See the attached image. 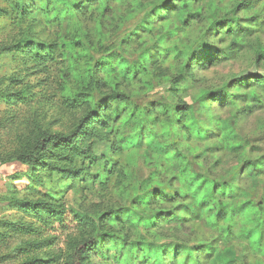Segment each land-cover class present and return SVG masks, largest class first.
Returning <instances> with one entry per match:
<instances>
[{"label":"rangeland","instance_id":"rangeland-1","mask_svg":"<svg viewBox=\"0 0 264 264\" xmlns=\"http://www.w3.org/2000/svg\"><path fill=\"white\" fill-rule=\"evenodd\" d=\"M134 1L149 10L161 0ZM119 4L118 1L112 3V9L100 19L101 35L97 34L98 24L88 19H77L76 25L72 21L65 22L60 28L51 26L50 35L65 37L75 33L84 40L83 43L94 58H98L143 23L146 11L131 15L127 7ZM6 7L5 0H0V9ZM187 12L189 15L184 27L177 20V11L172 12L171 9L166 17L160 14L155 16L148 34L137 31V35L131 36L127 44H122L121 54L124 55L127 68L122 64L120 68L115 66L113 74L101 73L105 81L103 87L89 93L93 103L84 105L77 112L66 109L59 99L62 86L75 92L77 85L72 81L73 74L67 62L58 61L37 70L21 53L15 56L0 55V90L15 95L21 91L22 94L27 92L23 101L17 98L12 105L0 100L1 159L17 156L23 149L32 147L30 121L35 109L38 110L39 122L44 131L66 135L80 119L88 116L94 104L102 103L103 106L108 103L110 109H114L113 102H108L114 85H118L117 91L126 98L117 105L121 117L129 108L146 107L153 119L159 117L153 120L155 125L152 130H148V127L140 130L138 127L137 143L139 138L143 139L135 145L130 141L133 146H127L129 149L123 151L121 156L114 154L112 145H128L126 143H129L133 132L123 123L113 122L112 133L106 141L89 144L90 153L85 154L87 159L83 161L85 174L76 177L75 181L65 178L57 169L24 168L15 162L0 165V220L40 226L23 207L51 198L60 201L69 216L70 212L98 216L108 211H126L135 192L144 190L141 188L154 172V167L147 163L148 158H170L172 169L178 167L173 159L174 148L177 142L186 146L187 142L182 141L187 139L177 137L179 141L174 142V138L178 131L186 130L190 122L209 128L206 129L208 133L205 139L197 141L195 155L188 157V160L195 158L189 163L190 169L197 174L215 175L217 180L231 181L241 193H247L250 200L264 207V90L253 84H242L244 81L238 82L239 78L255 75L264 80V59L256 61L264 50V0H192ZM14 32L9 20L0 19V48L6 45ZM141 51L145 55L158 57L156 68L159 70L147 64L142 72H134L129 63L133 60L136 62ZM84 70L85 66L80 64L78 72L83 75ZM159 71L162 76H159ZM252 93L258 100L250 99ZM237 94H241V97H237ZM230 96H235L236 101ZM45 99L48 101L43 103ZM182 106L188 108L184 120L179 119L173 111ZM156 110L161 111V115H157ZM214 120L227 126L223 136L227 144L245 145V149L220 157L216 152L219 145L216 139L221 133L213 126ZM153 134L156 138L150 141ZM246 160L261 166L259 176L248 175L243 165ZM117 161L127 173V179L120 186L115 185V179L102 177L101 173L105 163ZM80 164L81 161L78 166ZM163 177L165 181L170 180L166 175ZM106 182L107 189L101 188L100 184ZM167 208L171 210L169 205L163 207L164 210ZM262 218L264 220V211ZM189 224H183L176 233L177 238L208 243L215 236V243H222L218 239V232L206 227L203 219L192 226L193 230L188 228ZM238 227L235 226L231 231L234 237L227 242L233 244L234 261L231 264H264L263 260L248 251L252 243L243 237ZM3 233L6 235L1 238L2 243L8 245L1 248L0 253L7 254L10 251L14 258L6 264L24 262L26 255L18 254L21 244L29 238L0 229V234ZM162 235L167 238L169 233L162 231ZM57 237L58 244L53 250L65 254L68 247L64 235L60 232ZM261 242L264 244V228L261 230ZM41 254L29 253L27 256L39 257ZM111 254L113 256V252ZM91 256L95 264V253H91Z\"/></svg>","mask_w":264,"mask_h":264},{"label":"trees","instance_id":"trees-1","mask_svg":"<svg viewBox=\"0 0 264 264\" xmlns=\"http://www.w3.org/2000/svg\"><path fill=\"white\" fill-rule=\"evenodd\" d=\"M117 1L120 2L119 5L127 7L131 15L143 14L146 11L143 23L132 29L120 42L115 43L112 50L102 53L98 58H94L88 46L83 43L84 40L75 33L65 37L50 35L49 27L55 25L60 28L65 22L72 21L76 25L77 19L95 22L99 26L97 34L101 35L100 19H103L105 12L112 9L111 4ZM191 1L161 0L148 10L134 0H5L7 7L0 9V19L9 20L15 34L9 36L6 45L0 48V55L15 56L21 53L37 70L47 68L46 66L58 61L67 62L73 74L72 81L77 85L75 92L68 91L66 86H62L59 99L66 109L77 112L84 105L89 106L93 103L89 93L103 87L105 81L101 73L113 74L115 66L120 68L122 64L127 68L124 55L121 54L122 44H127L131 36L137 35V31L148 34L155 16L160 14L166 17L171 9L172 12L177 11V20L184 27ZM262 59L264 50L256 61L260 62ZM157 61L158 57L145 55L141 51L136 62L133 60L131 64L128 63L132 65L134 72H142L147 64L154 70H159L156 68ZM80 64L85 66L83 75L78 72ZM159 76H162L161 71ZM238 82L245 85L253 84L264 90V80L259 75L239 78ZM113 88L108 102H113L114 109H110L108 103H104L103 106L102 103L94 104L88 116L80 119L66 135L44 131L39 122L38 110L35 109L31 113L30 121L32 147L28 150L23 149L17 156L0 158V165L15 162L24 168L57 169L65 178L75 181L76 177L85 174L86 166L83 161L87 159L85 154L90 153L89 144L106 141L112 133L113 122L123 123L133 132L129 143H126L128 145L119 146L117 143L112 145L115 155L121 156L123 151L129 149L127 146L139 144L143 138H139L137 143L138 127L140 130L145 127L152 130L155 125L153 120H158L159 117L153 119L148 107L129 108L121 117L117 105L122 104L126 98L117 91L118 85H114ZM21 92L15 95L0 90V100L7 101L8 105H12L17 98L23 101L27 92L24 94ZM244 96L245 94L242 97ZM237 97H241V94H237ZM249 97L253 101L258 100L254 93ZM230 99L236 101L237 98L230 96ZM47 101L45 99L43 103ZM247 108L245 105V109ZM175 109L173 111L177 117L184 120L188 108L182 106ZM156 111L157 115H161V111ZM213 126L221 133L216 139L219 143L216 152L220 157L245 149V145L227 144L223 140L227 126L217 120L213 121ZM206 129H209L208 126L200 127L199 124L190 122L186 130L177 132L174 142L179 141L177 137L187 139L182 141L187 142L186 146L177 142L176 149L174 148L173 159L178 164L177 168L172 169L170 158L162 159L159 156L154 160L148 158L147 163L154 167V172L141 188L144 190L135 192L129 208L122 213L108 211L101 213L102 215L90 216L70 212L69 216L63 204L51 198L23 207L40 226L0 220V229L3 232L10 230L14 235L29 238L20 246L18 255L27 257L20 264H94L91 261L93 257L91 253H95L94 258L97 261L95 264H231L234 261L231 248L233 244L227 242L234 237L231 231L235 226H239L238 230L243 237H247L252 243L248 251L264 261V244H261V230L264 228L263 204H256L250 200L248 194L241 193L231 181L217 180L215 175L211 177L197 174L190 169L189 163L195 158L188 160V157L197 152V141L205 139L208 133ZM155 138L156 135L153 134L150 141ZM224 138L227 140V136ZM79 161L81 164L78 166ZM243 165L249 172L248 175L252 177L261 173V166L252 164L249 160ZM102 171V177L115 179L117 186L122 185L127 179L126 169L118 161L105 163ZM165 175L170 178L169 181L163 179ZM107 184L101 183L100 187L107 189ZM165 205H169L171 210L169 211V208L164 210ZM201 219L206 227L218 232L221 244L215 243V236H212L208 243L184 241L176 237L177 231L184 223H190L188 228L193 230L192 226ZM162 231L169 233V236L167 238L163 236ZM60 232L64 235L68 247L65 254L53 250L58 244L57 233ZM5 235L0 234V249L8 245L2 243L1 238ZM110 252H113V256L112 254L110 256ZM29 253L42 254L31 258L27 256ZM11 255L10 251L7 254L0 253V264H6L7 261L14 259Z\"/></svg>","mask_w":264,"mask_h":264}]
</instances>
